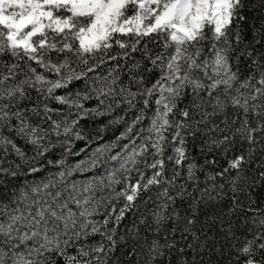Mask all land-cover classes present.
Segmentation results:
<instances>
[{
	"label": "snow or ice",
	"instance_id": "1",
	"mask_svg": "<svg viewBox=\"0 0 264 264\" xmlns=\"http://www.w3.org/2000/svg\"><path fill=\"white\" fill-rule=\"evenodd\" d=\"M0 264H264V0H0Z\"/></svg>",
	"mask_w": 264,
	"mask_h": 264
}]
</instances>
